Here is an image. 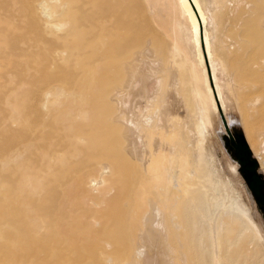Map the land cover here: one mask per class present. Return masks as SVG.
I'll list each match as a JSON object with an SVG mask.
<instances>
[{
  "label": "bare ground",
  "instance_id": "bare-ground-1",
  "mask_svg": "<svg viewBox=\"0 0 264 264\" xmlns=\"http://www.w3.org/2000/svg\"><path fill=\"white\" fill-rule=\"evenodd\" d=\"M20 1L35 31L43 34L40 21L51 28V264H231L228 226L209 221V195L194 190L193 169L173 160L180 151L169 135L180 132L182 99L174 72L132 22V6ZM173 2L215 128L225 133L221 112L264 153V0H231L237 39L216 35L213 44L209 2ZM23 44L24 54L38 45ZM220 49L242 53L233 58L243 64L238 91Z\"/></svg>",
  "mask_w": 264,
  "mask_h": 264
},
{
  "label": "rangeland",
  "instance_id": "rangeland-1",
  "mask_svg": "<svg viewBox=\"0 0 264 264\" xmlns=\"http://www.w3.org/2000/svg\"><path fill=\"white\" fill-rule=\"evenodd\" d=\"M125 2L132 6V22L150 40L156 57L174 72V89L182 99L180 132L169 135L180 156L170 158L181 162L183 170H194V190L209 195L210 205H203L210 211L209 221L228 226L231 264H264V153L259 145L256 152L251 150L242 127L233 125V135L245 140L240 150L249 151L246 172L254 175L250 184L239 165L233 169L234 154L223 146L226 133L215 128L199 68L181 32L188 29L187 21L173 0ZM202 2H209L207 12L215 18L207 24L212 44L216 35L237 39L239 33L228 22L231 0ZM22 7L20 0H0V264H51V28L40 21L43 34L35 31ZM47 9L51 13V1ZM27 41L38 45L24 54L20 45ZM241 50L248 49L242 45ZM219 53L228 60L225 67L233 73L238 91L243 64L233 65V58L242 53ZM42 133L43 139L30 140Z\"/></svg>",
  "mask_w": 264,
  "mask_h": 264
},
{
  "label": "flooded vegetation",
  "instance_id": "flooded-vegetation-1",
  "mask_svg": "<svg viewBox=\"0 0 264 264\" xmlns=\"http://www.w3.org/2000/svg\"><path fill=\"white\" fill-rule=\"evenodd\" d=\"M227 141L229 142V149L233 154L238 153L243 155L245 160V165L241 168V171L243 172L245 177H248L247 182L250 184L251 179L253 178L254 175L246 172V170L250 168L251 160L249 159L248 153L246 151L242 152V150H240V147L243 146V142L238 138V136L233 135V133H232V138H227ZM254 199L259 205H262V200L260 198L255 196ZM263 210H264V206H263Z\"/></svg>",
  "mask_w": 264,
  "mask_h": 264
},
{
  "label": "water",
  "instance_id": "water-1",
  "mask_svg": "<svg viewBox=\"0 0 264 264\" xmlns=\"http://www.w3.org/2000/svg\"><path fill=\"white\" fill-rule=\"evenodd\" d=\"M220 117H221V120H222L224 129H225L226 137L227 138H232V128L233 127L232 128L228 127V124L226 122V119H225L224 115L221 112H220ZM243 144L246 145L245 144V140H243ZM223 146L229 148V142L227 140H224L223 139ZM246 152L249 154V151L248 150ZM234 157H235V160L238 162L239 172H241L242 175H243V172L241 171V168L245 165L244 157H243L242 154H238V153H235L234 154ZM244 179H245V181H247L248 180V177H245L244 176ZM261 217H262V220L264 222V213L262 212V210H261Z\"/></svg>",
  "mask_w": 264,
  "mask_h": 264
}]
</instances>
